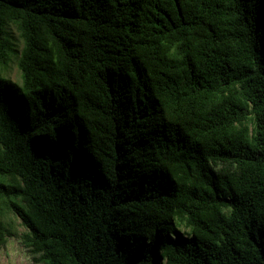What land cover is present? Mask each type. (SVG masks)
<instances>
[{
	"label": "trees",
	"instance_id": "obj_1",
	"mask_svg": "<svg viewBox=\"0 0 264 264\" xmlns=\"http://www.w3.org/2000/svg\"><path fill=\"white\" fill-rule=\"evenodd\" d=\"M11 236L39 264H264V0H0Z\"/></svg>",
	"mask_w": 264,
	"mask_h": 264
},
{
	"label": "rangeland",
	"instance_id": "obj_2",
	"mask_svg": "<svg viewBox=\"0 0 264 264\" xmlns=\"http://www.w3.org/2000/svg\"><path fill=\"white\" fill-rule=\"evenodd\" d=\"M7 77L13 82L19 83V70L17 66L12 63L7 71ZM6 227L20 233L24 230L20 225L19 220L11 214H7L4 218ZM0 264H39L37 263L27 251V249L20 243L17 236L7 237L4 243H0Z\"/></svg>",
	"mask_w": 264,
	"mask_h": 264
}]
</instances>
